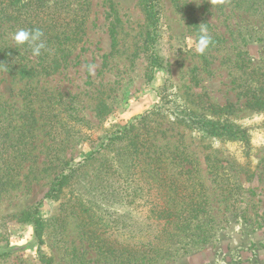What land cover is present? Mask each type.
Here are the masks:
<instances>
[{
	"label": "rangeland",
	"instance_id": "374dc122",
	"mask_svg": "<svg viewBox=\"0 0 264 264\" xmlns=\"http://www.w3.org/2000/svg\"><path fill=\"white\" fill-rule=\"evenodd\" d=\"M239 1L155 0V23L144 0H72L69 13L57 8L61 18L65 12L85 19L74 61L29 81L0 72V97L10 107L1 118L11 126L8 159L0 150V254H7L0 264H40L39 249L55 264H73L75 251L96 260L81 229L80 204L108 224L110 217L135 229L153 223L155 197L147 190L130 194L148 188L144 162L133 169L132 160L151 163L155 149L164 162L182 156L197 167L216 229L206 246L173 264H264V107L250 106L247 91L252 69L264 73V21L239 12ZM189 6L201 28L218 39L210 71L195 50ZM27 82L39 94L31 108L22 94ZM160 94L200 116L252 128L251 147L191 130L162 109ZM209 104L221 112L213 116ZM136 140L145 142L141 153L134 152ZM79 165L60 198L46 199L54 179ZM102 177L110 182L106 189L99 188ZM39 203L47 220L41 248L34 228L17 218Z\"/></svg>",
	"mask_w": 264,
	"mask_h": 264
},
{
	"label": "trees",
	"instance_id": "16d2710c",
	"mask_svg": "<svg viewBox=\"0 0 264 264\" xmlns=\"http://www.w3.org/2000/svg\"><path fill=\"white\" fill-rule=\"evenodd\" d=\"M49 1H52V4L47 10L46 4ZM144 1L148 20L155 23L158 4L155 3V0ZM71 4L72 0H0V72L7 74L12 79L29 81L40 75L50 76L60 70L62 65L73 62L72 54L85 36V19L79 18V21L70 19L65 12L63 18L56 14L57 8L68 7L69 9ZM189 7V25L198 38L202 28L195 15V7ZM236 7L239 12L242 11V14L258 16L264 21V0H249V2L240 0L236 3ZM69 12L70 9L67 13ZM73 23L75 26L72 25ZM22 28H40L44 32L43 39L46 47L42 50L41 55L34 56L27 45L17 46L14 43V33ZM110 37L115 46L117 36L113 29L110 32ZM214 40L218 39L213 37L212 45L204 55H200L205 72L210 71L212 59H215L213 52L216 50L214 45L217 43H214ZM257 69L260 70L258 66ZM250 78L247 80L249 83L247 91L251 90L250 99L252 101H249L248 104L261 110L264 107V96L260 97L258 94L264 93V73L259 74L254 67ZM194 82L195 86H200L201 79L198 74H194ZM253 84H257L256 87ZM22 94L26 100V108H31L37 102L36 98L39 95L37 87H32L30 82H27L26 89ZM160 99L162 109L191 130L208 138L238 142L248 149L251 147L250 130L252 128L233 124L228 122L229 120L221 121L200 116L179 102L175 96L160 94ZM209 106V109H215V111L212 110L213 116L222 110L213 104H209ZM49 107L51 108L49 104L45 105V108ZM9 110L10 107L0 97V150L2 154L7 155L4 160L9 157L8 140L6 139L9 138L8 133L11 126L1 117H4ZM132 126L134 127V125ZM144 143L143 141L139 143L136 140L132 144L134 152H140ZM136 145L140 146L136 147ZM9 148L15 147L10 146ZM155 150V160H151V163H145L144 160H132L131 167L133 169H141L144 162L143 170L146 173L144 178L148 188H139L141 190L135 188L130 194L136 197L147 190L155 197L149 212V216L154 220L153 223L135 229L133 225H120L116 219L110 217L111 223L108 224L104 221V217L94 214L93 209L80 204L81 229L85 240L97 258L94 261L88 260L79 251H75L72 258L73 264L99 262L104 264H173L184 255L203 248L214 237L216 229L214 227L212 229L210 225L213 222V217L209 214L208 198L197 177V167L192 162L185 163L182 156H177L178 160L176 161L167 160L164 162L160 156H156L159 149ZM147 158L150 159V157ZM119 168L120 165L112 168V171L115 170V175ZM69 169V173L62 172L54 179L45 195L46 199L57 200L60 198L63 188L70 183L72 178L76 177L81 170V165ZM170 171L173 172L170 173ZM109 183L107 180V185ZM107 185L102 177L99 188L106 189ZM40 207L39 203L24 210L17 215V218L20 223L29 224L34 228L38 246L41 248L45 244L44 234L47 220L43 217ZM6 255L0 254V258ZM39 262L40 264H55L51 256L43 254L40 249Z\"/></svg>",
	"mask_w": 264,
	"mask_h": 264
},
{
	"label": "clouds",
	"instance_id": "9594fccd",
	"mask_svg": "<svg viewBox=\"0 0 264 264\" xmlns=\"http://www.w3.org/2000/svg\"><path fill=\"white\" fill-rule=\"evenodd\" d=\"M43 37L44 32L40 28H22L14 33L13 41L17 46L27 45L34 56H39L46 47ZM212 43V36L208 33L206 28H202L197 38L195 50L198 54L204 55Z\"/></svg>",
	"mask_w": 264,
	"mask_h": 264
}]
</instances>
